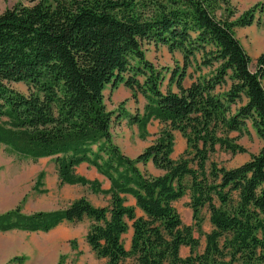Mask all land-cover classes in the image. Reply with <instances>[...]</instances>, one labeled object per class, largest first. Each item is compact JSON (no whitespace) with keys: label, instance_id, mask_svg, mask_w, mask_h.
<instances>
[{"label":"trees","instance_id":"obj_1","mask_svg":"<svg viewBox=\"0 0 264 264\" xmlns=\"http://www.w3.org/2000/svg\"><path fill=\"white\" fill-rule=\"evenodd\" d=\"M28 3L0 14V148L33 161L51 158L60 185L87 186L109 201L94 207L81 197L30 214L16 208L0 215V232H48L87 220L85 242L107 264H264V52L251 69L235 35L236 28L264 24V0L238 16L231 0ZM146 44L181 57L165 86L163 72L145 58ZM19 83L25 94L11 87ZM119 84L144 100L141 114L123 115L140 139L151 121L162 125L133 159L113 143L114 114L104 104L105 87ZM247 123L262 141L258 153L232 169L207 166L216 150L245 153L237 140ZM174 132L185 141L177 159ZM149 162L158 176L139 170ZM81 164L109 188L75 174ZM187 194L198 232L201 212H208L201 252L173 206Z\"/></svg>","mask_w":264,"mask_h":264},{"label":"rangeland","instance_id":"obj_2","mask_svg":"<svg viewBox=\"0 0 264 264\" xmlns=\"http://www.w3.org/2000/svg\"><path fill=\"white\" fill-rule=\"evenodd\" d=\"M259 1L231 0V4L236 12L235 15L238 16ZM18 3L29 4L28 0H0V14ZM235 35L251 59L264 52V24L236 28ZM143 49L147 61L163 72L165 76L163 86H165L169 72L181 64L180 55L170 54L162 46L155 47L146 44ZM253 64L252 62L250 65L251 69H253ZM183 84L187 86L189 80H185ZM262 86L264 88V82ZM11 87L23 94L27 92L26 87L21 83L11 84ZM103 94L105 106L114 114L111 125L112 141L125 156L133 159L155 140L162 125L157 121H151L146 127V137L143 140L140 139L139 129L136 125H130L123 115L141 114L144 105L143 98L138 96L133 100L130 91L123 84H119L116 88L107 85ZM232 136H237V133H232ZM173 137L174 147L171 157L177 159L185 150V141L177 132L173 133ZM237 144L245 149V153L232 155L223 150H216L210 156L207 166L213 162L225 169L238 167L258 153L262 141L247 123L246 131L238 138ZM138 168L151 176L160 174L150 162L145 166L139 164ZM39 174H42L40 185H38ZM75 174L88 180H97L102 190L109 188L108 181L86 164L76 167ZM37 189L44 191L39 193ZM81 197L87 199L94 207L107 206L109 201L108 196L94 194L87 186L60 185L51 158L33 161L18 157L5 146L0 148V215L16 208H20L24 214L59 210ZM124 198L127 206H134L131 197L125 196ZM188 203L187 194L176 201L173 206L182 223L192 226L193 236L199 241L198 252H201L205 242L204 234L210 231L208 212L202 210L201 230L198 232L193 226ZM136 215H141L137 209ZM88 226L89 222L85 220L75 224L61 223L48 232H0V264H107L106 259L97 258L85 242ZM130 238L131 229L129 228L122 238L126 250L129 248ZM188 254V248L180 249L181 257ZM125 264L133 263L126 261Z\"/></svg>","mask_w":264,"mask_h":264},{"label":"crops","instance_id":"obj_3","mask_svg":"<svg viewBox=\"0 0 264 264\" xmlns=\"http://www.w3.org/2000/svg\"><path fill=\"white\" fill-rule=\"evenodd\" d=\"M250 27V26H249ZM258 56V55H257ZM257 56L254 58V59H251V63L253 62L254 64H253V69H254V65H255V59L257 58ZM252 65V64H251ZM262 82H264V80L262 81ZM130 197V196H129ZM132 198V197H131ZM133 199V198H132ZM133 202H134V200H133ZM136 211V210H135Z\"/></svg>","mask_w":264,"mask_h":264}]
</instances>
